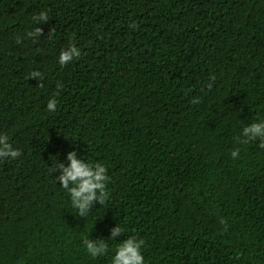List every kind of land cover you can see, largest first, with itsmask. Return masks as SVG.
Instances as JSON below:
<instances>
[{"label": "trees", "instance_id": "obj_1", "mask_svg": "<svg viewBox=\"0 0 264 264\" xmlns=\"http://www.w3.org/2000/svg\"><path fill=\"white\" fill-rule=\"evenodd\" d=\"M258 123L264 0H0V264H112L133 237L144 264H264ZM71 152L107 169L83 215Z\"/></svg>", "mask_w": 264, "mask_h": 264}, {"label": "clouds", "instance_id": "obj_2", "mask_svg": "<svg viewBox=\"0 0 264 264\" xmlns=\"http://www.w3.org/2000/svg\"><path fill=\"white\" fill-rule=\"evenodd\" d=\"M47 13L41 12L37 18L40 21H47ZM39 34V29L35 32L29 33V35L36 36ZM81 52L71 45L68 51H61L58 62L61 66L68 64L74 58H79ZM38 75V73L32 72L30 78ZM56 101L50 100L47 104L48 111H55ZM251 134L253 138L264 137V123L253 124L250 127L244 129V135L248 136ZM259 147L264 149V142H262ZM20 152L11 151L9 149V144L7 142V137L0 136V157L11 156L13 159L18 157ZM239 151L234 150L231 152V157L233 159L238 158ZM67 159L70 162L67 167H62V174L59 177L60 185L68 189L72 203L75 208H77L81 215H83L92 201L97 200L103 203L104 193L102 189L104 184L102 181L106 179L107 169L100 164H96L89 167L81 160L76 158L75 152H71L67 155ZM72 182L75 186L69 188V183ZM101 190L100 196L97 197L96 191ZM122 230L121 226H118L113 230V237H115ZM86 251L92 257L96 258L98 256L104 255L107 251V245L95 244L93 242H87ZM143 241L136 240L134 237L126 240L124 243L118 245L115 249V254L112 257V264H144V257L141 252Z\"/></svg>", "mask_w": 264, "mask_h": 264}]
</instances>
